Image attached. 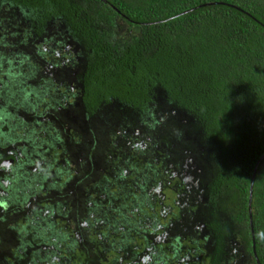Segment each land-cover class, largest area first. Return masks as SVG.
I'll return each instance as SVG.
<instances>
[{
	"label": "trees",
	"instance_id": "16d2710c",
	"mask_svg": "<svg viewBox=\"0 0 264 264\" xmlns=\"http://www.w3.org/2000/svg\"><path fill=\"white\" fill-rule=\"evenodd\" d=\"M10 6L38 26L64 25L74 41L70 56L82 66V105L10 128L17 127L11 139L38 168L29 186L60 201L29 202L12 189L8 200L1 192L0 201L14 206L8 212L20 214L10 221L18 246L0 264H186V253L200 252L204 264H224L225 256L243 255L241 245L253 254L248 199L264 153V0H0V13ZM4 58L0 48V82L9 86L10 103L8 80L22 63L3 67ZM25 86L20 100L27 109L51 101L54 109L69 107L46 89ZM126 112L145 129L126 133ZM160 144L166 164H138L146 155L156 161ZM182 154L186 161L177 160ZM263 164L252 194L261 264ZM5 182L0 177V187ZM31 203L37 214L28 213ZM66 215L70 220L60 222Z\"/></svg>",
	"mask_w": 264,
	"mask_h": 264
},
{
	"label": "flooded vegetation",
	"instance_id": "af4514ba",
	"mask_svg": "<svg viewBox=\"0 0 264 264\" xmlns=\"http://www.w3.org/2000/svg\"><path fill=\"white\" fill-rule=\"evenodd\" d=\"M41 26L43 27V30L40 28ZM40 39L41 44H38ZM73 44L74 41L72 40L71 36L67 33L64 25L59 22L50 20L46 21L45 24H39L38 26L36 21H31L25 16V13H22L18 9L17 6H10L7 10H5V12L0 13V48L4 51L6 56L9 57L4 58L5 64H3V67H6V65L15 67L14 64L22 63L20 64L22 65V68H15V74L12 76L13 79L8 80L10 85L13 86L12 89L14 91V97L10 100V103L9 99H7L5 95V91L9 86L5 85V88L0 87V129L1 132L3 131L2 135L0 133V139L1 137L5 138V131L6 133L9 132L8 135L10 136V139L12 138V131L10 128L14 127L17 121L18 123L27 122L33 117L42 119L45 116L44 114H54L52 110H42V108L38 110L37 106H40L41 104H34L31 109H27L24 106V103L21 102L20 99L23 94H25L23 86L26 84L36 86L34 88L37 89L38 87L40 91L42 89H46L48 94H52L54 97H52L53 99H64V103L69 105L68 108H71V105H73V111H76L81 107L82 104L80 102V98L77 95L80 93V87H82L79 82V75H82L83 72L81 70L82 66L76 62V60L79 61V57L74 56L71 58L70 56L71 52L72 54H76L74 50H72L75 49L72 48ZM30 63H34L35 66H29ZM24 65H27L28 67H24ZM47 79L51 80V82H47ZM23 80H25L26 83L23 82ZM43 85L45 86L43 87ZM69 98L73 99V104H71L72 102L68 101ZM30 101H32V99H30ZM13 102L14 105L12 104ZM51 102L53 105L56 103L54 101ZM114 103L118 104L119 102L113 99L112 104L114 105ZM57 108L58 109H54L53 106L54 110H65L61 109L60 105H58ZM13 141L14 140L11 139L9 142H7L8 146L2 149L0 143V151L7 149V151L2 154V156H0V177L7 178V183L10 182V180L13 179V177L17 174H19L23 179H25V177L29 174H33L32 177L36 176L37 174L34 173V171L38 169L37 166L33 164L35 160L28 156V150L23 147L18 149L16 144L19 142ZM129 142H131V140H129L128 143ZM160 145L164 148H161L159 145L156 146L154 151V157L156 161H148V155H146L145 158L141 160L143 161V164L160 163L162 160V162L165 163L167 161L166 158H164L166 161L162 159L164 156L163 152L166 151V145ZM14 148L18 150L21 158L15 156V159H13L11 157L14 155L12 152V149ZM129 148L130 147L128 145L127 149ZM70 152L68 154H70ZM72 152L76 153L75 151ZM146 160L148 162H146ZM177 160L183 161L184 158L183 156L178 157ZM138 164L142 165L140 162H138ZM75 165V162H71L69 165V171L76 170ZM32 177L30 176L31 179H33ZM30 178L25 179V181H28ZM15 180L19 179L17 178ZM7 183L5 182L3 186L5 187ZM1 192L4 194V189ZM240 243L244 244L242 241H240ZM242 248H244V246L241 245L240 249L243 255L239 254V256H241V258L239 257V260L233 259L231 261H227V259H230V256H225L224 264H240L241 259L244 256H246L247 259L243 264H261L257 252L255 256L254 251L253 254L245 253L246 251ZM181 250H184V246L181 247ZM194 251L195 249L192 248V252ZM202 255H204L203 252L197 253V256L194 257L193 255L189 256V254L186 253V256H184V261L186 264H204V262L201 261Z\"/></svg>",
	"mask_w": 264,
	"mask_h": 264
},
{
	"label": "rangeland",
	"instance_id": "374dc122",
	"mask_svg": "<svg viewBox=\"0 0 264 264\" xmlns=\"http://www.w3.org/2000/svg\"><path fill=\"white\" fill-rule=\"evenodd\" d=\"M16 65V64H14ZM64 73H68V72H64ZM51 82V80H48L47 79V82ZM1 83V82H0ZM0 87H5L4 84L0 85ZM29 95L27 94L26 97H28ZM54 98V97H53ZM52 103V102H51ZM50 103L46 102V103H41V106H37V109H48V110H52V112H54V114L58 113V110H54L53 107L49 106ZM116 104V103H114ZM67 110V111H66ZM66 110H63L64 111V114L70 112L71 108H67ZM128 111V110H127ZM49 112V111H48ZM130 117H129V122L128 124L126 125V133H128L129 135L133 134L134 132H139V131H143L145 128L144 126L142 125H135L132 123L133 121V116L134 115H130L131 112H126ZM44 115H48L47 114H44ZM51 116V115H50ZM53 117V116H51ZM185 121V119H184ZM18 123V121H17ZM119 123V121H118ZM124 126V124H123ZM25 130V129H24ZM24 130H22V132H24ZM167 130L166 128H163L162 132H164V135H167ZM18 134V130H17V127L12 130V137L16 136ZM128 148V147H127ZM78 156V155H77ZM183 154L180 156L182 157ZM139 160H142L141 158ZM183 161H186V160H183ZM140 163L143 165V161H140ZM186 164H184V168L186 169L187 167ZM264 172V164L262 165L261 167V172ZM19 179L20 181V184L18 185V187L14 186L15 185V182L14 180L15 179ZM27 178H30V176H26L25 179ZM25 179H23L19 174L15 175L13 177V179L10 180L9 182V185H8V188H5L4 186L3 187H0V194H1V191L4 189V194H8L12 192V190L17 194L18 198L21 196V193L25 192L27 194V201H32V200H35L36 199V196L39 197V193L41 190H38L36 189V187H33V186H29V180L28 181H25ZM188 179V176H186V180ZM17 181V180H16ZM18 182V183H19ZM57 184H60L59 182ZM11 185V186H10ZM16 187V188H15ZM12 189V190H11ZM51 191H53V193H56V190L54 189V187L51 188ZM1 197L0 196V200H1ZM8 200H11V196L10 194H8ZM24 200V199H22ZM58 198L57 197H52L50 196L46 191L43 193V191L41 192V196L39 197V201H41V204H49V203H54V202H58ZM60 201V200H59ZM15 203H18V202H15ZM31 206H28V213L29 212H32L31 210H34L35 213L37 214L36 212V209H34L33 207L35 206V204L31 203L30 204ZM14 206L6 201H0V260L4 257H6V255L8 253L11 252L12 249L14 248H17L18 246V243H17V230L13 229L16 225L14 223V227L13 228H10L12 227V222H10L11 220L13 222L15 221H18V212H15L14 214L12 212H8L10 210H13ZM25 211V210H24ZM70 216L66 215L64 216V219H62L60 222H65V221H69ZM15 219V220H14ZM60 222L58 223V226L60 225ZM193 222V220H191L189 217H188V221L187 223L188 224H191ZM173 226V225H172ZM172 228H170V231H173V229L171 230ZM154 239H156V243L158 241H160V237L159 236H156ZM168 236L166 237V239L164 240V242L166 243L168 241ZM187 248V247H185ZM241 258V257H240ZM240 258H237V260H239ZM246 256H244L242 259H241V263L240 264H243L245 261H246Z\"/></svg>",
	"mask_w": 264,
	"mask_h": 264
},
{
	"label": "water",
	"instance_id": "95a60500",
	"mask_svg": "<svg viewBox=\"0 0 264 264\" xmlns=\"http://www.w3.org/2000/svg\"><path fill=\"white\" fill-rule=\"evenodd\" d=\"M105 1V0H103ZM114 9H116L114 6H112ZM264 159V153L260 155V157L257 159L252 174H251V180H250V186H249V199H248V213H249V221H250V229H251V234H252V239H253V251L256 256V251H255V235H254V229H253V222H252V194H253V184L255 180V176L258 170V167L261 163V161ZM259 261V260H258Z\"/></svg>",
	"mask_w": 264,
	"mask_h": 264
}]
</instances>
